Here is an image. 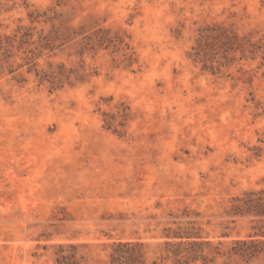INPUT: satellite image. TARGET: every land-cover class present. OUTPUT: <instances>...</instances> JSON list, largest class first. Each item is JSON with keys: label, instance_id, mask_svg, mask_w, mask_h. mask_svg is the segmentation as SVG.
Returning <instances> with one entry per match:
<instances>
[{"label": "rangeland", "instance_id": "rangeland-1", "mask_svg": "<svg viewBox=\"0 0 264 264\" xmlns=\"http://www.w3.org/2000/svg\"><path fill=\"white\" fill-rule=\"evenodd\" d=\"M213 25L241 47L204 66ZM98 28L115 44L82 42ZM263 187L264 0H0V264H56L60 244L108 264L118 240L159 262L185 207L226 244L250 227L232 198Z\"/></svg>", "mask_w": 264, "mask_h": 264}, {"label": "trees", "instance_id": "trees-1", "mask_svg": "<svg viewBox=\"0 0 264 264\" xmlns=\"http://www.w3.org/2000/svg\"><path fill=\"white\" fill-rule=\"evenodd\" d=\"M73 34L77 33L75 34L73 31ZM109 34V30L98 28L91 36H83L82 42L87 40L85 44L90 45L91 49L94 45L98 47L104 44L114 45L115 41L109 37ZM59 35L61 34L59 33ZM44 39L46 43L43 48L52 49L53 46L50 44L53 39L46 37ZM240 41L233 31L216 25L207 26L199 30L196 46L193 48L194 57L200 59L206 66L208 62H213L218 52L217 49L222 48L223 58L227 59V54L230 51L235 52L241 47ZM71 73L66 74L60 66L58 75L68 80ZM81 78L82 75L76 79L81 80ZM41 80H47L52 87L60 82L58 76L45 72L42 73ZM108 125L111 126V123ZM225 214L230 217V222L233 224L240 219H249L250 227L245 237L234 238L226 244L222 241L213 243L203 236L201 224L194 219L199 216V213L185 207L180 214H168L172 221L163 227L159 234L161 241L158 242V245L162 247L159 262L153 260L147 263V242L118 240L110 246L108 264H164L166 260H171L172 264H194L196 262L211 264L218 259L222 260L220 264H243L258 257L264 259V187L233 197ZM179 218L184 220L180 221ZM225 229L232 232L235 227L226 226ZM230 234V232H224L221 236L229 237ZM77 248L78 246L74 244L58 245L56 264H79L76 258Z\"/></svg>", "mask_w": 264, "mask_h": 264}]
</instances>
